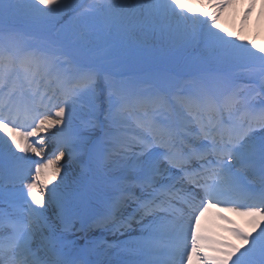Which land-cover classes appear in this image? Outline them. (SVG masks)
I'll list each match as a JSON object with an SVG mask.
<instances>
[{
    "label": "snow or ice",
    "instance_id": "1",
    "mask_svg": "<svg viewBox=\"0 0 264 264\" xmlns=\"http://www.w3.org/2000/svg\"><path fill=\"white\" fill-rule=\"evenodd\" d=\"M230 2L0 0V264H264V47Z\"/></svg>",
    "mask_w": 264,
    "mask_h": 264
},
{
    "label": "bare ground",
    "instance_id": "2",
    "mask_svg": "<svg viewBox=\"0 0 264 264\" xmlns=\"http://www.w3.org/2000/svg\"><path fill=\"white\" fill-rule=\"evenodd\" d=\"M185 3H189V0H184ZM250 3L252 4L251 11L246 19H243V14L245 10L249 7ZM190 7L192 12L194 13H203L206 9L201 7L199 0H190ZM218 24L220 29L224 31L221 33L222 35L231 32L233 33V38L235 37H243V41L237 40V43H245L247 46L251 47L249 42H253L257 47L253 49V51H257L259 48L264 47V0H231L229 5L221 10L218 17ZM214 31H218L219 29H213ZM103 82H101L102 84ZM50 151V149L48 150ZM47 158V157H45ZM62 164L68 163V158L65 157L62 161ZM72 170L71 168L69 169ZM218 209H210L209 212L206 213L205 217L201 220V226L203 234L210 239L220 240L226 243H232L234 245L239 246L240 241L235 239L231 233L224 231L226 228L239 227L243 228L246 231H251L249 227L246 226L245 217L236 215L232 212L220 211V213H224L225 217L228 220L232 221L231 224L226 221L219 220L216 218L215 213ZM211 214V215H210ZM215 216V217H210ZM80 226L77 225V228ZM84 231H73L72 234L69 235V238L73 234L82 235ZM133 235H138V232L133 233ZM94 240H101L100 243H104L105 245L116 242L117 240L123 241L128 239L127 236H114L111 232L106 231L104 237L97 238L95 233L91 234ZM207 255H216L215 252L211 250H206ZM194 264L196 262L194 261Z\"/></svg>",
    "mask_w": 264,
    "mask_h": 264
},
{
    "label": "rangeland",
    "instance_id": "3",
    "mask_svg": "<svg viewBox=\"0 0 264 264\" xmlns=\"http://www.w3.org/2000/svg\"><path fill=\"white\" fill-rule=\"evenodd\" d=\"M102 82V81H101ZM101 86H103L102 84H101ZM94 233H96L98 236H100V237H102L103 235H105V231L104 230H102V229H95V228H93V229H91ZM91 230H89V231H91ZM78 243H79V240H78ZM79 245H82V243H80Z\"/></svg>",
    "mask_w": 264,
    "mask_h": 264
}]
</instances>
